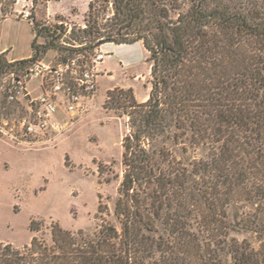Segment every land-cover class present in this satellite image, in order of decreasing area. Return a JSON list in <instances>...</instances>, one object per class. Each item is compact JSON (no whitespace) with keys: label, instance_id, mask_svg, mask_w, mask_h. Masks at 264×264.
I'll use <instances>...</instances> for the list:
<instances>
[{"label":"trees","instance_id":"1","mask_svg":"<svg viewBox=\"0 0 264 264\" xmlns=\"http://www.w3.org/2000/svg\"><path fill=\"white\" fill-rule=\"evenodd\" d=\"M31 24L32 56L1 54L6 76H23L50 52L88 57L106 43L142 42L152 87L143 104L126 95L120 227L56 225L50 243H0V264H264V0H94L68 37L64 24ZM185 141L208 158L190 162L167 148ZM240 203L250 213L233 221ZM243 230L256 247L233 237Z\"/></svg>","mask_w":264,"mask_h":264},{"label":"rangeland","instance_id":"2","mask_svg":"<svg viewBox=\"0 0 264 264\" xmlns=\"http://www.w3.org/2000/svg\"><path fill=\"white\" fill-rule=\"evenodd\" d=\"M92 1L20 0L15 5L17 0H0V51L6 49L9 58L15 60L32 56L33 25L18 17L24 5L33 2L40 22L62 23L72 32L85 26ZM2 9L11 10V14L3 18ZM100 49L106 57L100 66L102 75L93 107L77 124L66 127L53 144L20 145L2 134L4 121L21 117L24 107L22 102L8 103L7 76L0 68V243L24 247L35 235L50 243L56 225L90 234L104 220L120 227L115 207L125 174L123 143L130 134L129 114L133 112L126 95L132 92L136 104L148 100L151 67L142 42L106 43ZM45 57L44 62H50L56 55L50 52ZM40 86V78L28 84L34 96L41 93ZM190 144L169 142L167 148L176 158L190 162L208 158L204 146ZM184 146L188 148L186 155L182 153ZM246 206L240 203L232 208L230 219L240 220L250 213ZM31 224L37 231H31ZM233 237L258 244L256 237L244 230L233 233ZM224 264H231L230 258Z\"/></svg>","mask_w":264,"mask_h":264},{"label":"built area","instance_id":"3","mask_svg":"<svg viewBox=\"0 0 264 264\" xmlns=\"http://www.w3.org/2000/svg\"><path fill=\"white\" fill-rule=\"evenodd\" d=\"M18 17L30 23L36 21L34 3L26 4ZM70 33L67 30L65 37ZM105 57L97 48L88 57L83 54L67 59L56 56L50 62L34 63L23 76L8 75L7 101L9 104L22 102L24 113L18 119L4 121L2 134L20 145L55 143L66 127L77 124L91 111ZM33 78L41 79L39 96H34L28 88Z\"/></svg>","mask_w":264,"mask_h":264},{"label":"crops","instance_id":"4","mask_svg":"<svg viewBox=\"0 0 264 264\" xmlns=\"http://www.w3.org/2000/svg\"><path fill=\"white\" fill-rule=\"evenodd\" d=\"M21 1H23V0H21ZM18 2H20V0H17V2H15V5H17ZM24 6H25V5H24ZM10 13H11V10H10ZM49 13H50V12H49ZM1 54H4V55L7 57V59H8L9 62L17 61V60H15V59H10V58H9V52H7L6 49L1 50V51H0V55H1ZM22 60H24V59H22Z\"/></svg>","mask_w":264,"mask_h":264}]
</instances>
